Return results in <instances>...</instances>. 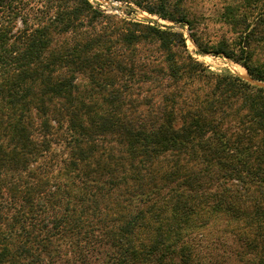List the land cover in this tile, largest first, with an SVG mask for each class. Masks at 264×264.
Instances as JSON below:
<instances>
[{"label": "trees", "instance_id": "16d2710c", "mask_svg": "<svg viewBox=\"0 0 264 264\" xmlns=\"http://www.w3.org/2000/svg\"><path fill=\"white\" fill-rule=\"evenodd\" d=\"M19 1L0 0V264H197L212 225L264 264V12L227 8L240 54L199 50L244 79L90 0ZM130 1L189 25L171 0Z\"/></svg>", "mask_w": 264, "mask_h": 264}, {"label": "rangeland", "instance_id": "374dc122", "mask_svg": "<svg viewBox=\"0 0 264 264\" xmlns=\"http://www.w3.org/2000/svg\"><path fill=\"white\" fill-rule=\"evenodd\" d=\"M42 1L20 0L17 10L22 15L24 11L32 12L34 9L37 11ZM93 2L95 4L93 5L102 10L106 16L115 17L116 20L125 23H140L151 27L164 26L167 30L182 32L186 38L188 54L196 58L209 71L216 74H232L244 79L249 78L245 68L236 61L222 55H214L213 52L200 55L199 50L201 48L213 50L219 46H227L236 54H240V28L229 22L230 18L226 17L227 8H234V13L239 14V17L251 20L264 12V0H171V4L177 7L176 10L186 15L189 20L188 26L163 19L160 15L152 14L130 0H101L100 2L94 0ZM147 2L148 0H144L143 5L146 6ZM149 15L160 18L159 20H165L167 25L161 26L157 20L148 21L141 17ZM137 51L141 58H149L147 56L151 55L152 59L162 60V56L156 53L157 50L154 46L141 44ZM263 54L264 46L262 45L255 51L253 62L262 59ZM217 228V225H212L201 229L194 235V244L198 247L199 255L197 264H242L243 262H240L239 257L235 254V249H238V246L234 237L223 235L220 231L222 228Z\"/></svg>", "mask_w": 264, "mask_h": 264}, {"label": "built area", "instance_id": "2783aa9c", "mask_svg": "<svg viewBox=\"0 0 264 264\" xmlns=\"http://www.w3.org/2000/svg\"><path fill=\"white\" fill-rule=\"evenodd\" d=\"M94 0H91V2H92V4H94V2H93ZM98 2H100L99 0H98ZM102 3V2H101ZM95 5V4H94ZM142 18H144V19H146V20H151V21H159V23L161 24V26L162 25H164V24H166L167 25V22L165 21V20H159L160 18H155V16H151V15H149V16H147V17H145V16H141ZM163 23V24H162ZM163 28H164V26H162Z\"/></svg>", "mask_w": 264, "mask_h": 264}]
</instances>
